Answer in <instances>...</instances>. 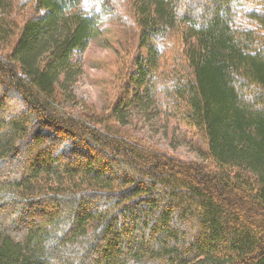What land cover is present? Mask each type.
Segmentation results:
<instances>
[{"label": "trees", "instance_id": "16d2710c", "mask_svg": "<svg viewBox=\"0 0 264 264\" xmlns=\"http://www.w3.org/2000/svg\"><path fill=\"white\" fill-rule=\"evenodd\" d=\"M103 22L134 48L97 109L73 85ZM0 264H264V0H0Z\"/></svg>", "mask_w": 264, "mask_h": 264}, {"label": "rangeland", "instance_id": "374dc122", "mask_svg": "<svg viewBox=\"0 0 264 264\" xmlns=\"http://www.w3.org/2000/svg\"><path fill=\"white\" fill-rule=\"evenodd\" d=\"M133 46L131 38L122 34L120 27L103 22L81 54L82 74L73 85L77 101L97 109L109 105L120 90L122 77L119 74L123 73ZM71 106L76 111L80 109L78 103ZM128 121L131 133L145 143L186 160L201 159L197 152L198 146L202 145L201 140L182 122L158 112L151 116L139 110L131 111ZM53 142L58 143V138L49 142V146L54 147L56 144Z\"/></svg>", "mask_w": 264, "mask_h": 264}]
</instances>
